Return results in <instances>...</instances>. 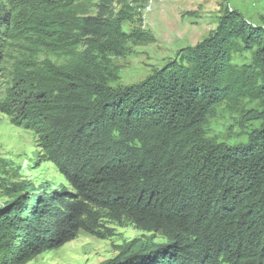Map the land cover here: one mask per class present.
Wrapping results in <instances>:
<instances>
[{
	"label": "trees",
	"instance_id": "1",
	"mask_svg": "<svg viewBox=\"0 0 264 264\" xmlns=\"http://www.w3.org/2000/svg\"><path fill=\"white\" fill-rule=\"evenodd\" d=\"M15 1L0 0V74L14 39L31 51L87 48L70 67L49 62L40 84L11 87L0 104L12 124L36 133L70 186L18 184L0 207V264H26L80 230L106 238L105 218L166 242L126 245L103 264H264V26L225 10L207 38L115 89L92 50L121 54L128 41L155 39L123 30L113 4L125 0ZM222 105L260 121L246 143L208 136Z\"/></svg>",
	"mask_w": 264,
	"mask_h": 264
},
{
	"label": "rangeland",
	"instance_id": "2",
	"mask_svg": "<svg viewBox=\"0 0 264 264\" xmlns=\"http://www.w3.org/2000/svg\"><path fill=\"white\" fill-rule=\"evenodd\" d=\"M35 1L16 0L15 4ZM113 7L116 12L123 8L125 32L139 29L150 31L155 37L151 42L128 41L121 54L92 50L98 61L110 67L113 75L109 85L115 89L144 81L175 58L182 48L207 38L225 10H238L248 22L264 26V0H125L117 1ZM87 11L90 15L98 12L92 6ZM29 46L28 41L20 38L12 40L6 48L0 74V104L8 98L11 87L30 88L40 84L46 73L43 68L49 62L70 67L87 48L82 43L66 54L43 48L31 51ZM236 61L243 60L237 56ZM247 108L257 105L249 103ZM259 125L260 121L251 119L246 111L222 105L209 119L206 132L219 141L237 145L246 143L249 132ZM36 139L33 130L12 124L0 109V207L21 191L18 184L23 180L45 187L70 188L58 168L39 151ZM102 223V232L110 234L106 238L80 230L75 239L37 255L26 264H103L119 256L126 245L135 248L149 242H166L163 234L139 230L128 221L119 224L105 218Z\"/></svg>",
	"mask_w": 264,
	"mask_h": 264
}]
</instances>
